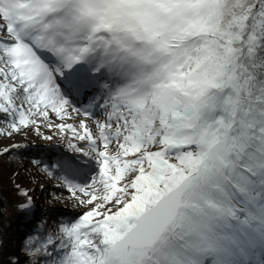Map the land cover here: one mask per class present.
Listing matches in <instances>:
<instances>
[{
  "label": "snow or ice",
  "instance_id": "6c2138e0",
  "mask_svg": "<svg viewBox=\"0 0 264 264\" xmlns=\"http://www.w3.org/2000/svg\"><path fill=\"white\" fill-rule=\"evenodd\" d=\"M33 132L79 210L0 264H264V0H0V137Z\"/></svg>",
  "mask_w": 264,
  "mask_h": 264
},
{
  "label": "rangeland",
  "instance_id": "374dc122",
  "mask_svg": "<svg viewBox=\"0 0 264 264\" xmlns=\"http://www.w3.org/2000/svg\"><path fill=\"white\" fill-rule=\"evenodd\" d=\"M41 131L45 135H50L54 132V130L47 128H42ZM13 144L22 145V147L14 151H17L22 156V164L19 166L21 171L20 177L23 180V185H25L24 188L28 189L34 197V203L36 205L34 213L41 211L44 214L56 215L50 212L51 209H60L66 214L78 211L79 209L73 206L71 199H69L70 202L64 204H57L55 202L59 197L67 199L69 194L66 190H58L60 182L55 176H49L46 171L50 165H55L57 156L66 150V145L58 137H54V140L51 142L45 141L43 136H38L35 132L27 136L14 135L11 139L0 137V150L4 147H10ZM50 144L58 146L60 152L54 153L55 150L48 147ZM38 157L42 160V163L36 161ZM46 220L52 223L47 215ZM32 224H35V222L33 223L31 219H26L25 224L21 227V237L15 243L17 251L21 248L26 234L30 232Z\"/></svg>",
  "mask_w": 264,
  "mask_h": 264
},
{
  "label": "trees",
  "instance_id": "16d2710c",
  "mask_svg": "<svg viewBox=\"0 0 264 264\" xmlns=\"http://www.w3.org/2000/svg\"><path fill=\"white\" fill-rule=\"evenodd\" d=\"M36 161L39 162V159ZM21 164L22 156L17 151H13L11 156L0 158V252L5 262L11 254L18 253L15 243L21 237V227L26 220L16 210L21 197L17 194L15 186L19 184L22 188L25 187L20 177ZM34 217L36 223L42 219L46 220V215L41 211L36 212L32 218Z\"/></svg>",
  "mask_w": 264,
  "mask_h": 264
},
{
  "label": "bare ground",
  "instance_id": "6f19581e",
  "mask_svg": "<svg viewBox=\"0 0 264 264\" xmlns=\"http://www.w3.org/2000/svg\"><path fill=\"white\" fill-rule=\"evenodd\" d=\"M57 204H64V203H67V202H70L69 201V197L67 198V199H63V197H59V199H56V201H55ZM33 224H32V228H33Z\"/></svg>",
  "mask_w": 264,
  "mask_h": 264
}]
</instances>
